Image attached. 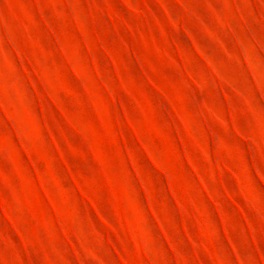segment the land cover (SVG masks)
<instances>
[{"label": "rangeland", "instance_id": "obj_1", "mask_svg": "<svg viewBox=\"0 0 264 264\" xmlns=\"http://www.w3.org/2000/svg\"><path fill=\"white\" fill-rule=\"evenodd\" d=\"M0 264H264V0H0Z\"/></svg>", "mask_w": 264, "mask_h": 264}]
</instances>
